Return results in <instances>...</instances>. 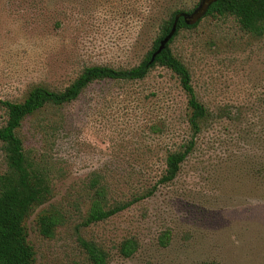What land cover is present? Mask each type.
Returning a JSON list of instances; mask_svg holds the SVG:
<instances>
[{"label":"rangeland","instance_id":"rangeland-1","mask_svg":"<svg viewBox=\"0 0 264 264\" xmlns=\"http://www.w3.org/2000/svg\"><path fill=\"white\" fill-rule=\"evenodd\" d=\"M163 2L0 0V100L23 102L36 86L64 90L86 67L139 65L157 37ZM186 2L193 9L200 0ZM199 13L192 18L199 25L172 47L217 120L177 180L153 197L84 225L94 182L111 203L132 200L160 180L168 154L189 138L188 99L169 70L96 82L74 103L24 122L26 148L53 172V198L26 222L37 264H90L80 238L101 244L110 264H264V37L234 18ZM43 119L60 122L52 136L37 129ZM5 120L0 106V127ZM43 213L58 216L52 238L39 232ZM166 231L172 239L164 246ZM130 238L140 248L126 259L120 246Z\"/></svg>","mask_w":264,"mask_h":264},{"label":"trees","instance_id":"trees-1","mask_svg":"<svg viewBox=\"0 0 264 264\" xmlns=\"http://www.w3.org/2000/svg\"><path fill=\"white\" fill-rule=\"evenodd\" d=\"M200 3L195 8L188 9L186 0H164L157 18L160 23L152 49L139 65L133 68L90 66L64 90L45 85L36 86L23 102L0 100V106L6 115L5 124L0 127V144L5 161V170L0 174V264H37L36 252L29 241L26 222L38 208L50 202L54 195L51 165L48 160L27 149L20 136L24 122L47 110H61L74 103L96 82H136L145 80L158 67L169 70L177 76L188 99L189 138L178 150L168 154L160 180L144 193L134 196L132 200L111 203L105 188L96 186L97 182H94L96 191L84 225L88 227L107 221L135 204L153 197L160 186L172 184L177 180L183 166L197 152L200 137L208 132L217 120L199 100L190 70L172 47L181 31L193 30L199 25L200 19L194 21L192 18L196 16L194 13ZM199 15H203V18H234L245 32L264 37V0H207ZM176 22L177 31L173 38L165 50L153 60L161 42L171 33ZM45 122V119L41 120L37 129L47 137L52 136L60 122L52 121L48 125ZM37 224L42 236L52 238L59 219L56 214L43 213L39 215ZM171 239L170 231L164 232L160 237L164 246L168 245ZM79 240L90 264H110V253L101 244L83 238ZM139 248V242L135 238L126 239L120 246V254L129 259Z\"/></svg>","mask_w":264,"mask_h":264},{"label":"water","instance_id":"water-1","mask_svg":"<svg viewBox=\"0 0 264 264\" xmlns=\"http://www.w3.org/2000/svg\"><path fill=\"white\" fill-rule=\"evenodd\" d=\"M207 0H202L199 8L195 11L194 15L198 14L200 10L203 9L204 4L206 3ZM177 31V22L175 23V25L173 26V29L171 31V33L161 42L160 47L158 49V51L154 54L153 56V60L162 53V51L165 50V48L167 47L168 43L170 42V40L173 38L174 34Z\"/></svg>","mask_w":264,"mask_h":264}]
</instances>
